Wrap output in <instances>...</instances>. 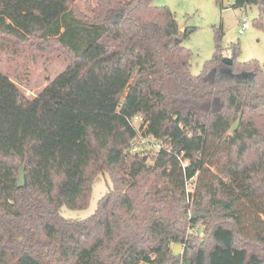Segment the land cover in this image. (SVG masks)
<instances>
[{
	"label": "trees",
	"instance_id": "trees-1",
	"mask_svg": "<svg viewBox=\"0 0 264 264\" xmlns=\"http://www.w3.org/2000/svg\"><path fill=\"white\" fill-rule=\"evenodd\" d=\"M77 1L0 0L1 37L68 58L32 98L0 70V264H264V63L216 45L192 74L168 7ZM101 172L94 213L64 217Z\"/></svg>",
	"mask_w": 264,
	"mask_h": 264
},
{
	"label": "rangeland",
	"instance_id": "rangeland-1",
	"mask_svg": "<svg viewBox=\"0 0 264 264\" xmlns=\"http://www.w3.org/2000/svg\"><path fill=\"white\" fill-rule=\"evenodd\" d=\"M96 0H78L77 6L82 12L89 14L86 5H94ZM154 6H166L174 14L180 28L187 29L188 35L183 39V45L190 49V72L198 74L206 60L216 51V45L221 54L230 55L231 44H238L240 54L238 61L258 60L264 63V11L261 25L254 20L259 16L258 6L251 5L232 8V0H152ZM246 17L248 27L243 34L238 33V19ZM219 38L218 40L216 38ZM68 64V58L59 51L43 52L30 46L15 45L9 39L0 36V70L12 79L29 98L34 97L47 83L61 73ZM137 150L144 144L139 142ZM151 145L146 144L149 148ZM216 171V170H213ZM111 187V179L107 172L99 173L92 183L89 203L84 209H70L62 206L60 213L71 219H85L94 213L98 200ZM195 187V186H194ZM185 197L188 206L187 219L192 215L193 184L188 185ZM264 218V215H261ZM204 225L187 227L186 236L199 231L203 237ZM179 244V243H178ZM173 247V246H172ZM184 247L178 256H182ZM144 264V263H141Z\"/></svg>",
	"mask_w": 264,
	"mask_h": 264
},
{
	"label": "built area",
	"instance_id": "built-area-1",
	"mask_svg": "<svg viewBox=\"0 0 264 264\" xmlns=\"http://www.w3.org/2000/svg\"><path fill=\"white\" fill-rule=\"evenodd\" d=\"M238 23H239V28H238V33L239 34H243L244 30L248 27V22H247V19L245 16L242 15L241 18L238 19ZM130 122L134 125V126H137L139 124V122H141V117L140 116H134ZM142 142L143 144H145L144 140L140 141ZM140 143L137 142V144L135 145V147H133V152L137 150V146H139ZM151 146L155 147V148H159L158 145H154V144H151ZM143 146H140V148L138 150H143ZM189 184H193V188H194V182H192V180H186L185 182V188H186V195L188 194L189 195V188H188V185Z\"/></svg>",
	"mask_w": 264,
	"mask_h": 264
},
{
	"label": "water",
	"instance_id": "water-1",
	"mask_svg": "<svg viewBox=\"0 0 264 264\" xmlns=\"http://www.w3.org/2000/svg\"><path fill=\"white\" fill-rule=\"evenodd\" d=\"M223 61L227 64L230 65L232 63V59L230 56H226L223 58ZM23 179H24V170L23 168L20 169L19 175H18V186H22L23 185ZM182 249V245L181 244H174L172 247V254L173 256H178L181 252Z\"/></svg>",
	"mask_w": 264,
	"mask_h": 264
}]
</instances>
